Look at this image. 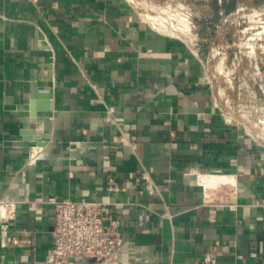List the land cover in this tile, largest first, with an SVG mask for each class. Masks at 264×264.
<instances>
[{"label": "crops", "instance_id": "crops-1", "mask_svg": "<svg viewBox=\"0 0 264 264\" xmlns=\"http://www.w3.org/2000/svg\"><path fill=\"white\" fill-rule=\"evenodd\" d=\"M229 118L128 0H0V264H99L47 262L51 199L106 205L113 264H264V144Z\"/></svg>", "mask_w": 264, "mask_h": 264}, {"label": "rangeland", "instance_id": "rangeland-1", "mask_svg": "<svg viewBox=\"0 0 264 264\" xmlns=\"http://www.w3.org/2000/svg\"><path fill=\"white\" fill-rule=\"evenodd\" d=\"M128 1L150 25L165 23L200 51L219 107L264 144V0H236L231 13L223 7L232 0Z\"/></svg>", "mask_w": 264, "mask_h": 264}, {"label": "built area", "instance_id": "built-area-1", "mask_svg": "<svg viewBox=\"0 0 264 264\" xmlns=\"http://www.w3.org/2000/svg\"><path fill=\"white\" fill-rule=\"evenodd\" d=\"M115 190V189H113ZM54 206L52 247L47 262H66L72 257L92 259L99 264L118 261L123 240L114 220L104 216V203L70 199L49 201ZM16 217V204L0 200V221L9 223ZM3 230L9 226L2 225ZM8 242L19 245L17 239ZM8 246L6 243L2 247Z\"/></svg>", "mask_w": 264, "mask_h": 264}, {"label": "bare ground", "instance_id": "bare-ground-1", "mask_svg": "<svg viewBox=\"0 0 264 264\" xmlns=\"http://www.w3.org/2000/svg\"><path fill=\"white\" fill-rule=\"evenodd\" d=\"M151 26L154 27L155 29H157L158 31H161V32H163V31H164V32L167 31L166 33H167L168 35L180 39V37H179V35H178L177 33H175V34H170V33H171V29L169 30L168 27H167V25H166L165 23H162V22H160V21H157V25H156L155 23H152ZM174 27L177 29L176 31L179 30V33H181V34L184 33V35L190 36V32L187 31L188 28H185V27L182 26V25H178L177 27H176V25H173L172 28L174 29ZM188 30H189V29H188ZM186 31H187L188 33H187ZM168 32H170V33H168ZM218 180H219V178L211 177L209 180H204V182H205V183H206V182H207V183H210V181H211V184H213V182L218 181Z\"/></svg>", "mask_w": 264, "mask_h": 264}, {"label": "trees", "instance_id": "trees-1", "mask_svg": "<svg viewBox=\"0 0 264 264\" xmlns=\"http://www.w3.org/2000/svg\"><path fill=\"white\" fill-rule=\"evenodd\" d=\"M237 1L236 0H232L228 5H225L223 7V10L226 12V13H231L232 11H234L236 9V6H237Z\"/></svg>", "mask_w": 264, "mask_h": 264}]
</instances>
